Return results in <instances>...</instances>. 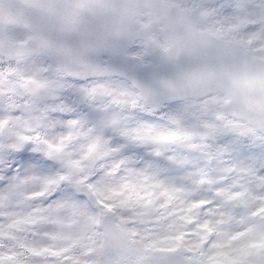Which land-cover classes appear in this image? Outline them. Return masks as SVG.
Instances as JSON below:
<instances>
[{
  "label": "snow or ice",
  "instance_id": "snow-or-ice-1",
  "mask_svg": "<svg viewBox=\"0 0 264 264\" xmlns=\"http://www.w3.org/2000/svg\"><path fill=\"white\" fill-rule=\"evenodd\" d=\"M55 8L0 0V264H264V54L181 78L71 68L31 22Z\"/></svg>",
  "mask_w": 264,
  "mask_h": 264
},
{
  "label": "clouds",
  "instance_id": "clouds-1",
  "mask_svg": "<svg viewBox=\"0 0 264 264\" xmlns=\"http://www.w3.org/2000/svg\"><path fill=\"white\" fill-rule=\"evenodd\" d=\"M6 7H17L29 0H3ZM56 8L51 16L33 14L37 25L54 49L77 53L69 58L53 51L59 61L71 68L83 65H121L129 71H142L146 76L160 75L181 78L203 71L217 63L224 50H235L241 42L250 41L264 54V0H232V10H218L203 15L205 9L191 8L192 0H42ZM210 8L218 9L217 0H204ZM86 5L79 15L72 7ZM184 7L181 15L180 8ZM19 42L30 39L21 26ZM7 59L15 56L4 53ZM139 57V59H137ZM25 68L34 65L33 58L17 60ZM230 62L240 63L238 56ZM250 70L264 73V62H251ZM218 81L194 80L191 90L220 87ZM255 95L264 91L254 89Z\"/></svg>",
  "mask_w": 264,
  "mask_h": 264
}]
</instances>
